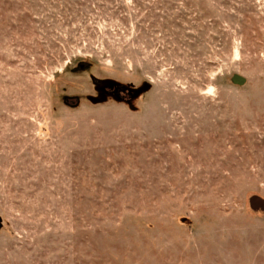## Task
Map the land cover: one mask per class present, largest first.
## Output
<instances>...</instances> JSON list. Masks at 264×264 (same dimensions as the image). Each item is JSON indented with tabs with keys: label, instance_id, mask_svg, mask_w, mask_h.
I'll list each match as a JSON object with an SVG mask.
<instances>
[{
	"label": "rangeland",
	"instance_id": "rangeland-1",
	"mask_svg": "<svg viewBox=\"0 0 264 264\" xmlns=\"http://www.w3.org/2000/svg\"><path fill=\"white\" fill-rule=\"evenodd\" d=\"M0 264H264V0H0Z\"/></svg>",
	"mask_w": 264,
	"mask_h": 264
},
{
	"label": "flooded vegetation",
	"instance_id": "flooded-vegetation-1",
	"mask_svg": "<svg viewBox=\"0 0 264 264\" xmlns=\"http://www.w3.org/2000/svg\"><path fill=\"white\" fill-rule=\"evenodd\" d=\"M127 92V95L131 96L130 95V91H126ZM116 95H117V92H114ZM126 95V94H125Z\"/></svg>",
	"mask_w": 264,
	"mask_h": 264
},
{
	"label": "trees",
	"instance_id": "trees-1",
	"mask_svg": "<svg viewBox=\"0 0 264 264\" xmlns=\"http://www.w3.org/2000/svg\"><path fill=\"white\" fill-rule=\"evenodd\" d=\"M127 94V93H126ZM126 96V95H125ZM127 96H129V95H127Z\"/></svg>",
	"mask_w": 264,
	"mask_h": 264
},
{
	"label": "water",
	"instance_id": "water-1",
	"mask_svg": "<svg viewBox=\"0 0 264 264\" xmlns=\"http://www.w3.org/2000/svg\"><path fill=\"white\" fill-rule=\"evenodd\" d=\"M240 80L242 81V78Z\"/></svg>",
	"mask_w": 264,
	"mask_h": 264
}]
</instances>
